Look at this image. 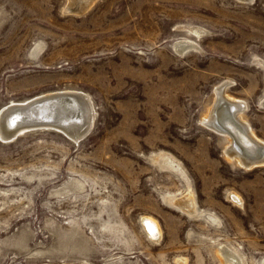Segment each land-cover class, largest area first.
Instances as JSON below:
<instances>
[{"label":"rangeland","instance_id":"rangeland-1","mask_svg":"<svg viewBox=\"0 0 264 264\" xmlns=\"http://www.w3.org/2000/svg\"><path fill=\"white\" fill-rule=\"evenodd\" d=\"M65 3L0 0V109L73 89L93 110L78 141L49 127L0 140V264H219V243L263 264L264 165L228 162L201 117L228 81L264 140V0ZM187 186L198 217L168 203Z\"/></svg>","mask_w":264,"mask_h":264},{"label":"bare ground","instance_id":"bare-ground-1","mask_svg":"<svg viewBox=\"0 0 264 264\" xmlns=\"http://www.w3.org/2000/svg\"><path fill=\"white\" fill-rule=\"evenodd\" d=\"M91 2L92 0H66L64 10L79 14L91 6ZM195 46L196 42L188 38L174 41V47L181 52ZM227 84L228 81H223L213 88V100L202 115L201 122L206 128L221 135L223 153L228 162L242 168L264 165V140L255 135L244 118L246 107L244 100L226 93ZM259 100L264 106V95ZM2 108L0 109V127L6 126L9 132L38 124L54 126L79 136L91 128L93 121V110L88 96L73 89L48 91L22 101H11ZM246 141L253 143L254 148L245 146ZM156 159L162 167L172 168L179 175L184 174L179 161L171 154L160 153ZM230 195L240 200L235 192H230L227 196ZM169 200L168 203L173 207L192 217H198L201 214L196 207L194 193L190 186L185 188L181 197L172 196ZM142 220L145 225L153 228L152 236L160 234L154 218L144 216ZM215 253L219 264H244L238 250L226 244L219 243Z\"/></svg>","mask_w":264,"mask_h":264},{"label":"water","instance_id":"water-1","mask_svg":"<svg viewBox=\"0 0 264 264\" xmlns=\"http://www.w3.org/2000/svg\"><path fill=\"white\" fill-rule=\"evenodd\" d=\"M2 110H3V108H2ZM48 127L62 132L66 136L70 137L73 141H78L83 136H85L87 134V132L90 130V128H88V130L86 132L80 134L79 136H76L75 134H71L70 132L65 131L63 129H60V128H55L54 126L52 127V126H43V125L33 124V125H29L26 128H22L21 130L18 129V130H15L13 132H9L7 127L5 126V127H0V140H2V141H10L13 138H15L18 134H21V133H23V132H25L27 130L39 129V128H48ZM244 145L249 147V148H254L253 147L254 146L253 143L248 142V141H246V143H244Z\"/></svg>","mask_w":264,"mask_h":264}]
</instances>
